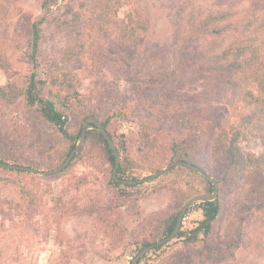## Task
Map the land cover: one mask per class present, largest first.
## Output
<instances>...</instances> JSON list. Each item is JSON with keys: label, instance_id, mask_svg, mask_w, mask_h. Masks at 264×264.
Wrapping results in <instances>:
<instances>
[{"label": "rangeland", "instance_id": "1", "mask_svg": "<svg viewBox=\"0 0 264 264\" xmlns=\"http://www.w3.org/2000/svg\"><path fill=\"white\" fill-rule=\"evenodd\" d=\"M136 1L149 25L143 41L118 45L108 39V51H100L95 59H88L80 67L76 84L81 94H89L98 86L109 88L110 130L116 142L126 148L129 157L143 166L144 169L135 173L141 179L154 174L150 167L161 170L169 165L165 153L155 155L150 161H143L138 154L139 121L144 114L145 100L153 96V92H169L175 100L185 101L187 106L184 109H187L181 117L183 115L188 120L193 111L196 115L203 111L204 103L211 98L210 89L205 87L201 75V62L188 67L186 74L173 84L155 75L163 71L172 78L176 77L179 32L183 33L189 14H208L224 6L234 8L241 15H250L255 6L264 7V0ZM41 2L0 0V89L15 92L16 109L14 113L5 111V116L19 122L23 134L28 135L27 148L19 154V161L40 170H52L66 159L70 143L25 107L21 97L33 67L29 27L43 15ZM81 2L60 0L62 9L56 17L60 23L54 19L44 26L45 39L39 52L38 67L44 79L54 63V46L63 44L55 30L58 24L69 19L68 9L76 8ZM129 11L130 8L125 6L120 15ZM204 48L207 47L202 44L199 51ZM206 52L211 53V49L207 48ZM156 58L159 60L155 61ZM96 61L101 72L90 78ZM240 106L242 108L232 121L235 124L243 113L252 111L243 103ZM1 110L3 106L0 104V114H3ZM85 116L80 113L70 118L68 130L77 133L83 127ZM251 145L252 150L258 152L256 143ZM112 175L110 166H104L95 154L76 159L70 171L58 178L27 172L17 174L0 168V264H131L140 247L133 243L131 232L152 213L167 209L170 203L167 186L172 182L198 185L188 172L178 171L137 188L126 189L133 197L139 198L140 217H135L131 214L133 203L123 199L125 191L111 183ZM234 184L219 188V198L227 211L216 225L212 247L224 243L232 231L231 222H242L238 247L232 249L234 256L231 261L225 260V264H264V200L254 197V201H249V189ZM30 193L35 194L36 199ZM30 201L32 210L28 209ZM17 204L22 206L20 210L14 209ZM197 204L192 205L184 216L185 230L194 228L203 219ZM1 207L13 219L3 216ZM72 207L77 209L68 212ZM113 223L129 230L121 243H117L118 235L110 236L116 234L109 227ZM183 250L182 241L174 239L150 254L142 264H193L192 261L182 262L180 252Z\"/></svg>", "mask_w": 264, "mask_h": 264}, {"label": "trees", "instance_id": "2", "mask_svg": "<svg viewBox=\"0 0 264 264\" xmlns=\"http://www.w3.org/2000/svg\"><path fill=\"white\" fill-rule=\"evenodd\" d=\"M59 1L42 0L43 15L29 27L33 67L21 92L24 106L68 140L70 146L66 158L77 145L82 131L81 127L77 133L70 132L69 119L84 113L85 120L89 117L99 120L121 155L118 178L138 180L140 178L135 173L144 169L143 166L129 157L126 148L116 142L110 130V105L107 99L109 88L98 86L89 94H81L76 83L78 70L82 69L80 67L100 51H108V39L118 45L142 42L149 30L145 14L136 0H82L76 8L68 9L69 19L66 23L58 24L55 30L63 44L54 46V63L50 65L48 76L44 79L38 69L39 52L45 39L44 26L54 19L60 23L59 18H56L62 9ZM125 6L130 11L121 16L120 11ZM179 35L181 39L178 44L176 77L172 78L163 71L157 72L156 77L173 84L186 74L188 67L201 62V75L205 87L210 89L211 98H207L203 111L198 115L193 111L192 118L185 120L183 115L181 117L187 109H184L187 106L185 101L175 100L169 92H153V96L145 100L144 114L139 121L138 154L143 161H150L155 155L165 153L168 164L179 161L191 163L205 174L219 175L215 179L221 187L233 182L236 187L249 189V201H254V197L264 200V7L255 6L250 15H241L234 8L224 6L208 14L191 12L183 33L179 32ZM202 44L210 48L211 53L206 52L207 48L199 51ZM99 69L96 61L90 78L100 73ZM15 96V92L0 89V104L3 106V114H0V161L31 166L18 159L22 150L27 148L28 135L23 134L19 122L5 116V111L14 113L17 104ZM241 103L252 111L243 113L240 121L235 124L232 121L242 108ZM253 143H256L258 152L252 150ZM94 154L104 166H110L113 174L114 153L98 128L90 125L86 140L72 163L64 171L47 178H58L66 174L76 159ZM149 169L154 173L159 171L154 167ZM178 171L188 172L198 185L193 183L186 186L182 182H172L167 186L170 192L167 209L152 213L131 232L133 243L140 246L138 252L173 232L181 209L189 198L214 191L211 180L184 166L170 169L163 177ZM111 183L117 188L123 187V199L133 203L131 214L140 217L137 209L139 198L133 197L126 189L137 188L141 184L124 185L116 182L113 175ZM31 197L36 199L37 196L32 193ZM197 205L202 210L203 219L194 228L186 230L182 222L175 238L184 245V250L180 252L182 262L225 264V260L231 261L234 256L232 249L238 247L242 235V222H231L232 231L227 234L224 243L217 248L212 247L216 225L226 213V205L219 197ZM21 207L17 204L14 209L20 210ZM28 209H34L32 201ZM76 209L72 207L68 212ZM1 210L3 216L13 219L4 208L1 207ZM109 227L116 233L111 237L118 235L117 243L125 240L128 228L117 223ZM166 245L155 247L138 264Z\"/></svg>", "mask_w": 264, "mask_h": 264}, {"label": "water", "instance_id": "3", "mask_svg": "<svg viewBox=\"0 0 264 264\" xmlns=\"http://www.w3.org/2000/svg\"><path fill=\"white\" fill-rule=\"evenodd\" d=\"M90 125H94L98 128V130L102 133V135L104 136V138L108 142V145L110 146L111 150L114 153L115 169L113 171V178L118 183H121L124 185L145 184V183L152 182V181L162 177L166 172H168L170 169H172L174 167L184 166V167H187V168H190V169H193V170L199 172L201 175H205L214 184V191L213 192H211V193H200V194L194 195L191 198H189L184 203V205L181 209V212L178 216L177 224H176L173 232L169 236H167L166 238L159 240L156 244L150 245V246L142 249L140 252H138L135 255V257L132 259L131 264H138L139 261L146 254L151 252L155 247L163 246V245L168 244L171 241H173L176 238V236H177V234L181 228V225H182V222L184 220V216H185L186 212L188 211V209L192 205H194L196 203H200V202L213 201L219 197V188H220L219 182L215 178H213L211 175L205 174V172L203 170H201L199 167H197L191 163L183 162V161H179L176 163L169 164L165 168L157 171L156 173H154L153 175H150L148 177H144V178L134 180V181H132V180H130V181L121 180L117 176V171H118V168H119L120 163H121V155L117 149L116 143L111 138V136L109 135V133L107 132L105 127L102 125V123L99 120L92 118V117H89L85 120L83 127H82L81 134H80V139H79L77 145L71 151V153L65 159V161L60 166H58L57 168H54L52 170H40V169L31 167V166L19 165V164H13V163H5V162H1V161H0V168L4 169V170L21 171V172H27V173L38 174V175H43V176H52V175L58 174V173L64 171L72 163L76 154L81 150V148H82V146L86 140L87 131L90 128Z\"/></svg>", "mask_w": 264, "mask_h": 264}]
</instances>
